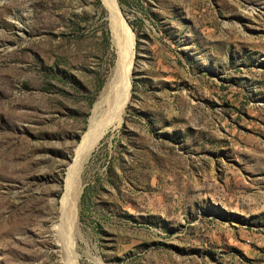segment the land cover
Segmentation results:
<instances>
[{"label":"rangeland","instance_id":"374dc122","mask_svg":"<svg viewBox=\"0 0 264 264\" xmlns=\"http://www.w3.org/2000/svg\"><path fill=\"white\" fill-rule=\"evenodd\" d=\"M116 2L130 96L80 155L116 62L101 0H0V264H264V0Z\"/></svg>","mask_w":264,"mask_h":264},{"label":"bare ground","instance_id":"6f19581e","mask_svg":"<svg viewBox=\"0 0 264 264\" xmlns=\"http://www.w3.org/2000/svg\"><path fill=\"white\" fill-rule=\"evenodd\" d=\"M101 4L105 9V11L107 12L108 27L111 33L112 46L116 52V58L118 56L119 57L125 56L127 50H129L131 57H130L129 66L126 71L125 79L118 83H110V84L108 83L107 88L103 93L104 95H102L98 99L95 105V111L98 112L100 106L102 105H105V109L102 108V111L100 110L101 116H99L100 115L99 114L98 115L99 118L96 117L97 120H95V122L92 123V126L89 127V131L83 139V144L81 143L82 146H80L82 147L80 148L81 151H79L80 155L82 154L86 155L90 153V151L97 144V142L103 137V135L106 133L108 129L117 127L121 123L122 116L124 113V108L128 102L130 96V90H131V81H130L129 73L133 61L132 55L134 54L133 34L130 31V27L126 23L124 18L122 17L124 21L121 19L116 0H101ZM117 34L120 36H118ZM118 37L119 39L120 37L122 38L120 39V41H122L123 43L120 45L119 44L117 45ZM71 181L73 180L72 179L69 180V184L67 186L69 188L71 187V183H72ZM65 183H67V181ZM77 186H78V177H76V179L74 180V185L72 186V192L70 194V197L67 196L69 192L67 188L66 194L62 196L60 201L61 204L60 215H61V224H62V228L60 229V232L63 238L65 237L66 234L65 230L67 228L72 229V225L74 223L75 204L77 198Z\"/></svg>","mask_w":264,"mask_h":264},{"label":"water","instance_id":"95a60500","mask_svg":"<svg viewBox=\"0 0 264 264\" xmlns=\"http://www.w3.org/2000/svg\"><path fill=\"white\" fill-rule=\"evenodd\" d=\"M118 36H120V35H118ZM120 39H122V38L120 37ZM120 39L118 37L117 45L118 44L120 45L123 43L122 41H120ZM130 57H131L130 52H129V50H127V53L125 54V56H121V57L118 56L116 58L114 70H113L109 84L110 83H118V82H121L125 79L126 71H127L128 66H129V63H130ZM133 58H134V54L132 55V60H133ZM132 69H133V62H132V65L130 68V73H129L130 81H131Z\"/></svg>","mask_w":264,"mask_h":264}]
</instances>
